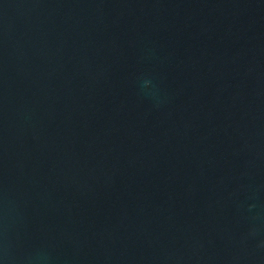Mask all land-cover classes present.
<instances>
[{
    "label": "water",
    "instance_id": "obj_1",
    "mask_svg": "<svg viewBox=\"0 0 264 264\" xmlns=\"http://www.w3.org/2000/svg\"><path fill=\"white\" fill-rule=\"evenodd\" d=\"M0 264H264V0H0Z\"/></svg>",
    "mask_w": 264,
    "mask_h": 264
}]
</instances>
